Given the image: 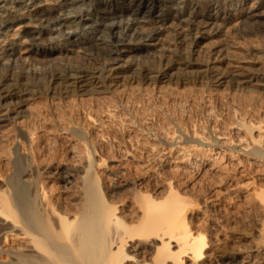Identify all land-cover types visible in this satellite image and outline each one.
<instances>
[{"label":"bare ground","instance_id":"obj_1","mask_svg":"<svg viewBox=\"0 0 264 264\" xmlns=\"http://www.w3.org/2000/svg\"><path fill=\"white\" fill-rule=\"evenodd\" d=\"M200 1L0 0V141L12 138L8 168L0 169V264H187L206 257V237L190 233L184 199L170 180L157 196L137 183L136 200L119 207V192L112 196L99 173L104 159L92 140L105 129L95 113L99 104L67 100L103 93L105 79L125 71L150 80L165 76L162 65L199 67L182 46L191 47L207 29L219 32V13L246 0H203L204 10L188 11ZM168 17L180 19L189 32L176 33L174 48H156L158 26ZM148 22L159 25L141 32L140 24ZM99 42L109 47L105 54H85L83 45ZM70 53L76 64H50ZM127 54L141 58L124 68L134 57L125 60ZM212 76L215 86L226 82L220 74ZM38 95L48 102L36 101ZM26 105L29 110L22 109ZM247 128L252 136L261 127ZM45 134L68 139L37 146ZM252 137L248 153L262 160L264 143ZM120 183L128 185L125 179ZM258 188L256 231L264 235V183ZM259 255L264 257V247L250 249L245 264H255Z\"/></svg>","mask_w":264,"mask_h":264},{"label":"rangeland","instance_id":"obj_2","mask_svg":"<svg viewBox=\"0 0 264 264\" xmlns=\"http://www.w3.org/2000/svg\"><path fill=\"white\" fill-rule=\"evenodd\" d=\"M204 5L201 0L188 11H202ZM48 12L44 11L45 17ZM215 22L220 24L219 32L207 29L197 34L191 47L182 46L199 67L176 70L162 65L159 71L150 65L165 74L150 80L125 71L121 77L105 79L103 93L69 95L67 100H95L99 104L95 113L105 129L93 133L92 140L104 159L99 173L112 196L119 192V207L131 206L139 187L149 189L153 196L162 194L170 180L184 199L182 212L190 233L206 237V257L188 260L187 264H245L250 249L264 247V235L257 233L255 223L260 209L257 190L264 183V159L248 153L253 135L260 136L264 143V4L242 1L226 14L220 12ZM158 25L140 24L139 30L144 32ZM182 26L180 19L168 17L158 26L156 48H174L176 33L189 32ZM83 46L85 54H105L109 50L100 42ZM22 52L27 53L25 49ZM70 54L72 57L59 62L56 58L50 64L58 66L67 60L76 64L77 59ZM140 58L130 57L123 67ZM215 74L226 82L215 86ZM38 96L36 101L48 102V96ZM22 109L29 110V105ZM245 125L261 128L253 129L251 136ZM215 136L220 137L218 143H210ZM9 137L5 143L0 141L3 171L9 165ZM63 139L68 137L45 134L36 145L53 141L55 147ZM182 147L184 150H179ZM124 179L128 185L121 188ZM141 255L136 257L140 259ZM255 259V264H264L263 256Z\"/></svg>","mask_w":264,"mask_h":264}]
</instances>
